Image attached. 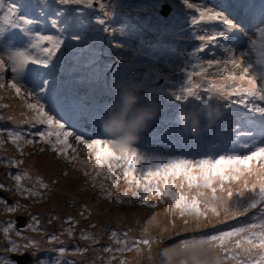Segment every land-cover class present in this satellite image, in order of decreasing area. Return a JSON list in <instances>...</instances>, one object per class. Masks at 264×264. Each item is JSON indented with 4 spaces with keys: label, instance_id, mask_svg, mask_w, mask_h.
Segmentation results:
<instances>
[{
    "label": "rangeland",
    "instance_id": "rangeland-1",
    "mask_svg": "<svg viewBox=\"0 0 264 264\" xmlns=\"http://www.w3.org/2000/svg\"><path fill=\"white\" fill-rule=\"evenodd\" d=\"M6 2L12 3L13 0H6ZM15 2L28 6L23 14L29 17L37 16L36 9L31 7L37 3V0H15ZM101 2L105 0H94V6ZM169 2L171 5L174 4L175 10L169 16H163L162 21L155 18L151 7L154 0H123V7L111 17L103 16L104 11L111 13L113 11L111 8L97 7L95 10H88L84 6H69L66 16L73 23L64 34L65 46L53 58L54 64L57 59L63 63L60 71L47 77L50 87L55 80L60 92L65 86V78L71 77L75 83L79 84V89L73 90L74 95L94 109V99L105 98L109 101L114 98L112 84L115 81L134 78L143 82L144 102L155 99L161 105V111L154 120L156 126L152 137L158 138L164 148L161 151L152 149L146 146L141 138L135 148L146 160L200 158L206 154L218 157L226 151L225 144L231 145L232 140L259 142L264 139V136H261V130L264 129L263 119H257L254 126L248 128L246 124L235 118L237 114L235 105L229 109L225 107V101L215 99L210 103L217 105L223 112L220 120L226 121L228 134L220 131L219 120L213 125L218 132L211 139H207L204 132L198 137L187 136L176 123L178 110L200 108L203 105L193 98H188L186 102H178L172 95L179 93L182 87L189 86L187 73L194 70L192 64L195 62L190 54L201 43L195 37L210 34L211 26H208L210 21L193 23L194 20L199 19L198 8H211L221 12L231 23L237 24L247 33V36H240L232 32L238 34V42L223 46L219 53L210 51L212 44L204 53L197 54L200 59L205 63L207 60H223L227 58L230 50L238 60L242 53H247L245 59L239 61L241 68L236 69L229 65L228 74L240 75L243 67L250 68V75L259 77L261 73H264L258 65L259 59L254 56L256 52L261 53L262 45H264L259 34V29L264 28V0H255V3L251 0H187V3L184 0H170ZM58 7L60 6L55 3L46 7L44 10L48 15L39 17L40 24L38 27L33 26V31L57 35L56 31L49 32L47 26L50 24V19L55 18L52 14ZM77 7L84 11L83 17L78 16L75 10ZM96 17L105 18L107 25L114 30V34L104 32V26L95 23ZM80 19H84L86 23L81 25ZM0 27H4L2 12H0ZM224 29L221 26L214 32ZM72 34H79L81 40H70L69 37ZM250 38L256 40L255 46L250 43ZM4 40L13 49H27L32 55H41L38 50L30 49V39L19 31H9ZM114 42H119L123 46L114 47ZM68 45L73 47L68 48ZM4 54V48L0 47V56ZM89 55H95L97 58L96 72L83 66H75L78 60L82 61ZM5 64H8L6 56ZM37 67L39 66L29 65L25 73L19 77L22 92L23 89H28L24 82L25 76L32 77L30 82L34 86L36 74L32 69ZM216 71V67L209 69L204 81H201L199 77L193 79L202 85L206 81L218 83L219 78L214 76ZM12 77L13 74L9 68L4 73L6 87L0 88V116L4 117L0 120V133L22 131L26 136L29 133L36 136V142L32 145L22 144L23 155H21L20 147L14 145L7 135L0 136L3 140V143H0V184L5 186L4 189H0L4 193L3 195L0 191V200L6 202L0 204V259H12L13 252L10 248L13 242L20 245L21 252H24L22 246L34 240L39 245V251L36 252L37 255L31 264H38L39 261L56 264L58 260L59 264H169L170 257L175 258L176 264H183V261L187 259L185 255H181V246L184 241L206 239L209 234H219L220 231L231 230L232 227L264 222V217L261 216L264 205L250 209L243 217L229 219L223 223L209 213L208 219H201L198 222L199 226H196L197 221L193 218L179 216L178 210L168 197L161 202L158 196L149 195L150 204L144 205L138 197H132L131 192L128 196H124L123 193L130 187L128 178L124 175L128 167L125 161L108 158L107 162L98 165L94 151H87L85 145L78 144L73 137H69V143L79 154L78 159L70 163L69 158L74 155L71 149L68 150L67 158H65L52 152L49 145L39 142L36 134L47 128L40 130L38 125L33 127L23 122L34 113L27 109L24 101L15 95L14 90L7 87L12 82ZM257 85L258 88L264 86V79L258 78ZM198 91L202 96H206L203 89ZM25 99L28 102H35L32 98L25 97ZM47 99L46 96L40 101L45 103V111H49L51 106L50 101L46 102ZM258 107H264V102H261ZM61 122L65 123V127L73 131L74 135L81 133L82 128L86 127L85 123L79 127H70L68 122ZM237 132H251L253 135L237 137ZM146 136L144 138H147ZM52 139L54 141L55 137L53 136ZM204 141L209 142L206 148L202 145ZM103 147L101 145V148ZM41 148L44 149L43 152L40 151ZM166 149L168 152H165ZM10 160H23L24 163L19 166L10 165ZM80 161L87 163L82 164ZM43 164L46 168L42 166ZM94 169L100 170L99 175H96ZM85 171H88L90 176H85ZM141 171L142 166L138 165L133 175L137 179H142ZM16 174H23L20 184L39 191L40 197L17 193L16 182L13 179ZM92 176H95V183ZM113 180L116 181L115 184ZM39 181L48 184L49 188L40 187ZM175 183L177 188L174 190H179L182 195L195 194L196 190H189L186 184L180 189V179H177ZM101 185L104 186L103 189ZM229 186L234 193H238L242 187V180L225 182V187ZM214 187L219 188V184H215ZM105 189L111 190V198ZM139 191L142 193V189ZM205 192L207 196H211V190H205ZM117 195L120 196V201L116 199ZM253 195L245 190L243 196L234 195L229 203L247 207ZM129 200H131L130 203ZM150 205H156V207L153 208ZM8 206H16V210L9 212ZM170 209L171 215H169ZM20 214L27 215L30 221L20 229V235H17L16 229L20 228L17 216ZM33 220L35 223H32ZM184 220H188L187 227L184 225ZM68 221H74V223ZM9 222L14 224L9 226ZM30 223H32L31 228ZM173 223L176 227H173ZM92 225L95 227H91ZM6 227L7 233L4 232ZM89 232L92 236L96 235L99 243L93 244L81 238ZM113 233L116 235L113 236ZM124 233H128L127 238L130 241L150 238L152 244L150 247L140 245L138 251L134 249L131 252L121 253L117 250L120 247L117 240H120L122 244ZM53 236L58 239L53 240ZM106 247H111L113 252L104 251ZM60 249L65 250L62 256ZM171 250H176V254L172 255ZM254 251L257 255L259 254V250ZM166 252L169 253L168 256L165 255ZM217 255L221 264H237V260L231 259L233 255H239L242 260L246 259L240 250H236V253L231 251L223 253L217 250Z\"/></svg>",
    "mask_w": 264,
    "mask_h": 264
},
{
    "label": "snow or ice",
    "instance_id": "snow-or-ice-1",
    "mask_svg": "<svg viewBox=\"0 0 264 264\" xmlns=\"http://www.w3.org/2000/svg\"><path fill=\"white\" fill-rule=\"evenodd\" d=\"M187 3V0H184ZM55 3L60 6L52 14L55 18L50 19V26L57 32V35L40 34L33 31V26H39V17L48 15L44 10L46 7H50ZM168 0H154L151 5L155 13L157 20L163 19V16L168 14ZM69 6H84L88 10H95V8H111L113 11L103 12L104 17L114 16L117 11L123 7V0H105V2L98 3L94 6V0H37L35 5L31 7L36 9L37 16L29 17L23 14L27 5L18 4L13 0L12 3H7L6 0H0V12L3 15V25L0 27V47L5 50L4 56H0V88H5L4 73L10 68L13 74L12 82L7 85L14 90L15 95L20 97L24 101L28 110L34 113L29 119L23 121L24 123L31 124L33 127L36 125H46L47 130L38 131L36 134L39 138V142L49 145L50 149L54 153H58L62 157H66L69 149L72 150L74 155L69 158L71 163L78 159V153L75 147L69 143V137L78 143L86 146V150L89 152H95V159L98 165L103 162H107L108 158L114 160H123L127 164V170L124 175L128 178L130 187L128 191L123 193L124 196H128L131 192L132 197H138L139 201L144 205H149V195L160 198L161 202H164V198L171 199L172 205L178 210V214L181 218L191 217L197 221L201 219L207 220L208 214L211 213L214 217L218 218L221 223L226 222L229 219H236L243 217L250 209H256L258 205H264V139L257 141H244L232 140L231 147L219 154L204 155L200 158H183L178 157L169 160H146L137 149H117L114 147L113 142L109 139H85L84 134L73 133L65 127L64 120L69 123L70 127H79L82 122H91L95 117L94 109L83 104L80 100L71 96H61L59 89L56 86V81H52L50 87L48 76H52L55 72L61 70L62 61L57 59L56 63H53V58L57 56V53L61 52V48L65 46V32L69 29L73 21L66 16ZM191 7V5H188ZM76 12L78 16L83 17L84 11L77 7ZM199 12V19L194 20L193 23H199L200 21H221L225 25V29L217 33H211L208 35H197L196 40L200 41V45L190 55L195 59L192 64L193 71L187 73L188 87H182L179 93L172 94L175 101L186 102L188 98H193L200 105L207 106L213 99L219 101H225V107L231 108L232 105H240L243 107H249L250 110L255 113L264 115V107L256 106L255 102H264V86L258 88V78L264 79V73L257 75H250V68L243 67L240 75L235 73L228 74V66L232 65L236 69L241 68L239 61H243L247 53H242L239 59L229 50V54L226 59L223 60H207L205 63L200 59L197 54L204 53L205 50L212 44L217 42L218 37H225L228 33L236 32L240 36H247V33L239 27L237 24L231 23L221 12L214 11L211 8L197 9ZM161 13L163 15H161ZM79 23L84 25L86 21L80 19ZM95 23L103 27V31L109 34H114V30L107 25L105 18L96 17ZM9 31H19L23 36L28 37L31 41L30 49L38 50L41 53L40 56L30 54L29 50L13 49L11 45L6 44L4 37ZM261 41H264V28L259 29ZM72 41H80L81 36L79 34H72L69 37ZM250 43L255 46L256 40L250 38ZM48 45V46H44ZM114 47L120 48L119 42L113 43ZM68 48L73 47L68 45ZM261 56L264 57V45H262ZM63 55V54H62ZM5 56L8 64H5ZM97 58L95 55H89L84 57L82 61H77V67L83 66L88 68L92 72H96L95 67ZM29 65L39 66L32 69L35 72L34 86L32 91L25 89L22 92V86L19 77L25 73V70ZM216 67L217 71L214 74L216 78H219L218 83L206 81L205 84L194 81V77H199L201 81L205 80V74L208 70ZM198 69V70H197ZM203 89L206 96H202L198 90ZM165 94H168L165 92ZM47 96V101H50V109L59 107L60 118L55 115L49 114L45 111V103H41ZM25 97L35 99V102H28ZM7 107V105H5ZM4 117L0 116V120ZM7 135L11 142L17 147H20L21 155H23L22 144L32 145L36 142V136L32 134H26L22 131H7L0 133V136ZM239 136H252L251 132H237ZM55 137L53 141L52 137ZM261 136H264V129L261 130ZM0 143L3 140L0 139ZM101 145L104 147L101 148ZM44 151L43 148L40 149ZM102 156L104 160L102 161ZM23 160L9 161V164L19 166L23 164ZM80 163H87L86 161H80ZM142 166V179H137L133 173L137 171V166ZM259 165V166H257ZM111 169V165H109ZM96 175H99L100 170L94 169ZM109 171V175H111ZM67 175V173H65ZM85 176H90L88 171L84 172ZM95 183V176L91 177ZM16 182L15 191L21 195L27 193L28 196L40 197L39 191L34 190L31 187H24L20 184L23 179V174H16L13 177ZM180 179L181 183L179 188L182 189L185 184L189 190L195 189V194L189 196L188 194H181L177 188L176 180ZM242 187L238 193H234L233 189L225 187L227 181H241ZM115 180L113 183L115 184ZM40 187L45 189L49 188V185L39 181ZM215 184H219V188L214 187ZM162 186V187H161ZM5 186L0 184V189H4ZM103 189L104 186L101 185ZM139 189H142L139 191ZM11 191V189H8ZM108 192L109 198L112 196L110 189H105ZM205 190H211V196H207ZM247 190L254 194L251 203L247 207H240L237 203H229L234 195H244V191ZM219 192V194H218ZM116 199L120 201V196L117 195ZM123 202V201H121ZM131 200H129V203ZM5 201L0 200V204H5ZM155 208L156 205H150ZM16 210V206H8L7 211L13 212ZM171 209L169 215H171ZM261 216L264 217V207L261 209ZM74 223V221H68ZM32 223H35L33 220ZM32 223L29 227H32ZM14 222H9V226H12ZM185 227L188 226V220H184ZM91 227H95L92 225ZM173 227H176L173 223ZM167 229H165L166 231ZM4 232H8V228L4 229ZM17 235H20L17 232ZM113 236L116 234L113 233ZM123 242L117 240V244L120 247L117 249L121 253L131 252L134 249L139 250L138 246L146 245L151 246L152 240L150 238L129 240L128 233L123 234ZM147 237V233H145ZM83 240L91 241L93 244L99 243L96 237L90 234H84L81 237ZM53 240H57L58 237L53 236ZM231 245V247H226ZM24 251L29 248L35 252L39 251V245L36 241H31L22 246ZM182 253L186 257H190L193 264H196L197 259H204L208 256L209 252L217 255L219 252L226 253L231 251L236 253V250L246 257V259H240L239 255H233L231 259L237 260V264H264V222L261 223H249L247 226L232 227L231 230L220 231L219 234H209L206 239L184 241L182 246ZM254 250H259V254ZM10 251L13 253H20L21 246L12 243ZM64 249H60V255L64 254ZM104 251L109 253L113 252L111 247H106ZM172 255L176 254V250H171ZM169 255L168 252L165 255ZM113 259L115 256L113 255ZM0 264H13L11 260L0 259ZM38 264H47L46 261H39ZM59 264V260L56 262Z\"/></svg>",
    "mask_w": 264,
    "mask_h": 264
},
{
    "label": "clouds",
    "instance_id": "clouds-1",
    "mask_svg": "<svg viewBox=\"0 0 264 264\" xmlns=\"http://www.w3.org/2000/svg\"><path fill=\"white\" fill-rule=\"evenodd\" d=\"M211 30L214 29L211 27L209 31ZM228 35L230 39L229 44L239 41L238 34L228 33ZM254 56L259 59L258 65H262L264 71V57L257 52L254 53ZM112 89L115 95L114 98L111 99L112 102L107 106L106 114L100 119V131L113 142L114 147L118 150L134 149L139 143L142 134L147 131L150 124L158 117L161 111V105L155 99L148 100L145 103V98L143 96L145 90L143 82L137 81L134 78L117 80L112 84ZM260 103V101L255 102L256 106ZM250 108L251 105L247 107L246 110L237 107V114L235 115V118L246 124V127L248 128L253 127L256 120L259 118L264 121V116L260 113L252 112ZM222 117L223 112L221 109L217 105L209 103L207 106H201L200 108H182L178 110L176 123L180 130L187 136L198 137L204 132L205 137L211 139L218 132L213 125H215ZM225 125L226 121L224 120L218 122L220 131H224ZM202 145L206 148L209 146V142L204 141L202 142ZM230 147L231 145L225 144V148L229 149ZM24 216V222L27 224L26 220L27 218L29 219V217L27 215ZM25 224L22 226L19 225L20 229L23 228ZM27 251L32 258H27L21 264H31L37 255H33L30 252L31 250ZM15 254L16 253L11 254V261L15 258ZM169 264H176L175 258L170 257ZM183 264H193V262L190 257H187V259L183 261ZM196 264H221V261L218 255L209 252L206 258H198Z\"/></svg>",
    "mask_w": 264,
    "mask_h": 264
},
{
    "label": "flooded vegetation",
    "instance_id": "flooded-vegetation-1",
    "mask_svg": "<svg viewBox=\"0 0 264 264\" xmlns=\"http://www.w3.org/2000/svg\"><path fill=\"white\" fill-rule=\"evenodd\" d=\"M29 221H30V219H28L27 218V220H26V223L28 224L29 223ZM16 232H20V228H17L16 229ZM89 234L91 235V233L89 232ZM94 237H96V235H93ZM77 240H78V238H77ZM33 255H35L36 254V252H35V254H34V250H31L30 251ZM27 258H32V256L29 254V252L28 251H24V252H20V253H16L15 254V258H13V264H21L24 260H26ZM27 264H29V263H27Z\"/></svg>",
    "mask_w": 264,
    "mask_h": 264
},
{
    "label": "water",
    "instance_id": "water-1",
    "mask_svg": "<svg viewBox=\"0 0 264 264\" xmlns=\"http://www.w3.org/2000/svg\"><path fill=\"white\" fill-rule=\"evenodd\" d=\"M167 8H168V14H167V15H169L170 12L172 11V6H170V5L168 4V5H167ZM0 191H1L2 194L4 195L3 191H2V190H0ZM17 220H18L20 226H22V225L25 224V222H24V220H25V216H24V215H19V216L17 217Z\"/></svg>",
    "mask_w": 264,
    "mask_h": 264
},
{
    "label": "bare ground",
    "instance_id": "bare-ground-1",
    "mask_svg": "<svg viewBox=\"0 0 264 264\" xmlns=\"http://www.w3.org/2000/svg\"><path fill=\"white\" fill-rule=\"evenodd\" d=\"M108 100V99H107ZM42 166H44L45 167V165L43 164ZM46 168V167H45Z\"/></svg>",
    "mask_w": 264,
    "mask_h": 264
}]
</instances>
